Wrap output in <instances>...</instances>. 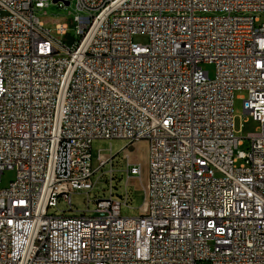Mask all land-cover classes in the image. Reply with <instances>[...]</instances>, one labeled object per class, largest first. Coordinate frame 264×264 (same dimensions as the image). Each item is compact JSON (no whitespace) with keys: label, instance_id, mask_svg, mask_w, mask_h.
<instances>
[{"label":"built area","instance_id":"built-area-1","mask_svg":"<svg viewBox=\"0 0 264 264\" xmlns=\"http://www.w3.org/2000/svg\"><path fill=\"white\" fill-rule=\"evenodd\" d=\"M73 3L67 47L37 17L50 0H0V264H264V0ZM97 140L148 143L138 217L112 186L93 216L57 215L94 189Z\"/></svg>","mask_w":264,"mask_h":264},{"label":"rangeland","instance_id":"rangeland-1","mask_svg":"<svg viewBox=\"0 0 264 264\" xmlns=\"http://www.w3.org/2000/svg\"><path fill=\"white\" fill-rule=\"evenodd\" d=\"M77 15L75 3L71 6L60 8L58 4H54L50 0V6L37 12V17L42 22L46 23V29L51 30L53 37L58 42L64 43L67 47H72L77 41L75 27L72 22ZM56 22L64 23L69 26L66 36L56 34ZM264 24V18L257 26ZM137 44L146 45L149 40L146 36H137L134 38ZM204 70L209 73L211 79L215 78V67L213 65L203 66ZM247 93L245 91H237L234 96V116L235 129L238 137L244 139V145L240 151H248L249 140L248 136L254 134L259 127L258 123L254 122L244 112V99ZM128 146L126 141L121 140H97L92 145L93 169L97 172L93 176L94 189L89 191H77L72 196L74 210L69 211L65 204L59 205V210H56L57 215H66L68 217L80 216L82 213H87L88 216H93L96 211V201L109 198L111 195V186L113 188L114 198L125 204L126 193L129 194V208L123 206L122 216L128 218H136L139 216V209L144 204V189L148 184V148L147 142L135 143L128 148L125 153L123 150ZM106 156L107 164L100 169L99 155ZM140 164L143 169L142 178H130L127 176V164ZM14 172L7 171L2 176L1 188L6 189L14 179ZM128 184V186H127ZM127 186V187H126Z\"/></svg>","mask_w":264,"mask_h":264},{"label":"water","instance_id":"water-1","mask_svg":"<svg viewBox=\"0 0 264 264\" xmlns=\"http://www.w3.org/2000/svg\"><path fill=\"white\" fill-rule=\"evenodd\" d=\"M60 0H54V4H57ZM69 6V4H67Z\"/></svg>","mask_w":264,"mask_h":264}]
</instances>
